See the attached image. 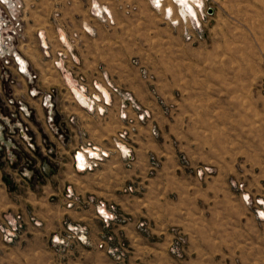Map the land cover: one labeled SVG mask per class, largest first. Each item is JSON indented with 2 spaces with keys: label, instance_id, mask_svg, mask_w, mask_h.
Masks as SVG:
<instances>
[{
  "label": "rangeland",
  "instance_id": "1",
  "mask_svg": "<svg viewBox=\"0 0 264 264\" xmlns=\"http://www.w3.org/2000/svg\"><path fill=\"white\" fill-rule=\"evenodd\" d=\"M161 4L154 5L156 13L142 4L141 20L127 22L135 26L93 21L92 26L81 27L86 17L80 14L78 26L62 32L72 40L48 45L49 50L39 43L36 28H24L18 41L6 45L7 51L20 53L27 61V95L45 110V125L51 132L59 133L53 119L55 99H74L68 79L89 100L106 102L102 87L110 102L119 100L122 110L130 105L141 113L137 123L120 114L125 123L110 122L109 137L105 133L103 139L111 153L119 151L121 159L116 162L125 167L124 209L73 197L69 191L65 196L71 202L61 206L77 213L113 215L107 222L102 219L107 227L113 220L132 222L121 215H170L163 223L171 235L169 252L176 264H260L264 261V0H204L199 15L194 7L192 18L198 23L180 6L177 11L172 0ZM3 60V68L8 67ZM1 78L8 87L16 84L3 72ZM4 93L0 111H6V122L0 121V131L10 144L11 154L5 159L9 155L5 150L3 159L13 170L11 181L16 187L26 177L32 180L44 162L52 166L47 175L42 170L47 182L56 161L59 164V154L44 135L36 139L35 128L41 124L28 122L34 114L23 97L13 95L11 88ZM85 121L78 125L85 126ZM91 121L106 126L96 117L87 120ZM78 136L71 140L66 131L57 136L59 142L77 147L71 152L74 157L91 151L88 145L94 143L85 134ZM5 147L0 144V151ZM109 151H103L102 160ZM94 159L100 160L98 152ZM98 162L83 170L79 182L85 181L84 173L99 167ZM66 172L62 166L63 181ZM14 219V224L7 220L0 229L4 242L19 238L22 220ZM148 222L138 221L136 227L149 232ZM68 224L63 222L66 228ZM81 236L80 242H86ZM29 239L31 245L37 242V237ZM70 240L65 235L60 242L76 241ZM106 240L114 239L110 235ZM115 240L120 248L105 252V263L134 264L136 252L124 238ZM89 254L62 249L56 257L59 264H86ZM19 255L3 250L0 264ZM38 255L31 246L29 263L38 264ZM50 256L46 254L47 264L54 262Z\"/></svg>",
  "mask_w": 264,
  "mask_h": 264
},
{
  "label": "crops",
  "instance_id": "2",
  "mask_svg": "<svg viewBox=\"0 0 264 264\" xmlns=\"http://www.w3.org/2000/svg\"><path fill=\"white\" fill-rule=\"evenodd\" d=\"M22 2L21 17L24 28L38 29V41L45 50H49L48 45L63 44L72 40L71 36L63 35L62 32L69 26H78L77 22L83 13L86 17V23L85 25H83L84 23L80 24L81 27H90L93 21H97L103 26L125 27L135 26V23L127 22L141 20L139 13L142 4L150 13L158 11L152 0H22ZM186 11L190 15H194L192 10L189 11L186 8ZM17 55L21 58V61L25 62L26 66L28 63L25 58L20 53ZM2 72L10 75L14 82L16 81V84H9V87L3 84ZM69 81L68 79L71 90L72 87L77 88ZM39 87L43 89L42 85ZM10 88L13 95L23 97V102L33 110L34 115L28 118V122L41 124L38 128H35L38 131L36 139L39 140V137L44 135L53 143L55 154H59V157H56V160L59 159V164L56 161L52 178L50 177L47 182L42 170L47 175L49 168L52 166L50 163L43 162L41 165L42 170L40 169L38 175L32 177V180L26 177L25 183L23 181L15 187L11 181L13 170L3 159L5 150L9 152L5 159L11 154L10 144L5 143V135L0 131V144L6 145L5 149L0 151V229L3 230L7 220L12 224H14V218L17 216H20L22 220V227L18 233L19 238H15L14 242H4L0 232V252L4 250L5 252L10 251L21 254L16 256L17 260H12L9 264H30L29 252L31 246L34 252L39 253L38 264H47V253L49 256L50 253L53 254V257L50 256L54 258L53 264H59L60 261H57L58 256L56 257V253L61 252L62 249L90 253V257L87 256L86 264H104L107 262L103 260L104 253L112 250V248L115 250L120 248L121 243L116 241L115 238L117 240L124 238L129 245L127 246L136 252L137 255L133 260L135 261L134 264H176L175 258L169 252L171 235L167 231V224H164L167 219L171 218L170 215H121L122 217H130L132 222L120 223L113 220L110 221L107 227L103 224L101 216L96 215L94 211L91 213H77L72 210H64L61 206L63 201L71 202L65 196V191H69L73 197L81 196L83 199H91L94 203L117 205L124 209L127 196L125 194V167L123 164L117 163L121 159L119 151L116 149L114 150L115 153H111L107 147L108 143H105L103 139L105 133L106 138L109 137L110 122L116 125L125 123L120 114L126 113L129 123H137L139 122L138 115L141 114L140 111L130 105L127 106L126 111L122 110L120 105L122 102L119 100H113L112 102L109 100L107 103H101L98 100L90 102L87 97L86 104L82 105L75 99L63 101L55 99L53 119L59 133L55 131L53 133L45 125L46 116L43 107L27 95L24 74L19 73L13 64L3 68L0 61V96H3L4 92ZM75 88H73V91H75ZM98 92H100V89ZM101 92H104L106 97L109 96L107 90L102 87ZM78 93L85 96L82 92L78 91ZM4 111H0L1 122H6L3 117L6 112ZM94 117L100 119L106 126L98 127L92 124V121L87 122L88 119ZM84 119H86V125H78ZM65 131L71 140L78 139V134H85L88 140L94 141V143L90 142L91 144L88 145L89 149L98 153L103 151H109L110 153L107 158L97 163L99 164L97 169L84 173L85 181L79 182V177H83V171L77 168L75 157L71 155L72 150L77 147L67 146V144L58 141L57 136L63 132L65 133ZM99 139L103 140L101 144L95 141ZM63 152L68 153V155H64V158ZM62 166L68 168L69 171L66 172L68 174H65L64 181L61 174ZM29 184H32V186H29ZM30 206L36 210L30 211ZM144 220L149 221L147 228L149 232L146 233L136 227L138 221ZM64 221L69 223L68 226L71 229L63 226ZM74 226L77 227V231L72 230ZM6 231L9 233L10 227H7ZM65 235L71 239L70 241L73 238L76 241L61 243V237ZM74 235L75 237H73ZM80 235L86 238V242H80ZM110 235L114 239L112 242L106 240V236ZM30 236H33V240L34 237H37V242L31 245ZM53 239L56 241H52ZM125 250L126 252L129 251V249ZM260 264H264V261Z\"/></svg>",
  "mask_w": 264,
  "mask_h": 264
},
{
  "label": "built area",
  "instance_id": "3",
  "mask_svg": "<svg viewBox=\"0 0 264 264\" xmlns=\"http://www.w3.org/2000/svg\"><path fill=\"white\" fill-rule=\"evenodd\" d=\"M199 1H200V5L194 3L195 6L197 7L198 15L201 13V9L204 7V5H202L201 8V4L204 2V0H199ZM172 2L177 7V11L180 12L179 5L176 3V1L172 0ZM22 7H23L22 0H0V59L4 58L3 63L5 65H10L12 63L16 66L19 73L25 74L26 73V68L24 64L25 62L21 61V58L16 54L15 51H11V50L7 51L6 48V45L9 42L18 41V39L22 37V33L24 29V24L21 17ZM190 18L192 19L193 22L198 23L196 18H192V17ZM22 138H24V135L22 136ZM99 154H100V160L94 159L88 155L87 161L89 162V164L86 165L85 170L91 169L93 166H95L94 162L101 161L102 157L104 158L106 156L104 152H101ZM98 214L102 215L101 211H98ZM112 217L113 215L101 216L104 222H107L108 220L112 219Z\"/></svg>",
  "mask_w": 264,
  "mask_h": 264
},
{
  "label": "bare ground",
  "instance_id": "4",
  "mask_svg": "<svg viewBox=\"0 0 264 264\" xmlns=\"http://www.w3.org/2000/svg\"><path fill=\"white\" fill-rule=\"evenodd\" d=\"M164 0H154V5H156L157 7H161L162 6V2ZM177 4H179V6L181 7V10H186V8H188L189 11H193L194 15H190L191 17H195L196 14H195V11H194V7L197 9V7L195 6L194 3H197L200 5V1L199 0H175ZM202 3V2H201ZM202 6V4H201ZM76 89V88H75ZM77 91L79 92H82L83 95H85L84 91L82 89H76ZM71 93L74 97V99L79 102L77 100V98L75 97L74 95V92H73V89L71 90ZM102 96H103V101H109V96L107 95V97L104 95V92L101 93ZM86 96V95H85ZM87 98V96H86ZM90 102H93V99H90ZM123 148V146H121ZM97 154V151H83V153H77L75 154L76 155V158H75V161H76V166L78 169H81V171L85 170V167L86 165L89 164V162L87 161V158H88V155L91 156L92 158H95Z\"/></svg>",
  "mask_w": 264,
  "mask_h": 264
},
{
  "label": "flooded vegetation",
  "instance_id": "5",
  "mask_svg": "<svg viewBox=\"0 0 264 264\" xmlns=\"http://www.w3.org/2000/svg\"><path fill=\"white\" fill-rule=\"evenodd\" d=\"M74 90V89H73ZM74 95L77 98V100L79 101L80 104L85 105L86 104V97L80 95V93H78V91L75 89Z\"/></svg>",
  "mask_w": 264,
  "mask_h": 264
},
{
  "label": "water",
  "instance_id": "6",
  "mask_svg": "<svg viewBox=\"0 0 264 264\" xmlns=\"http://www.w3.org/2000/svg\"><path fill=\"white\" fill-rule=\"evenodd\" d=\"M209 12L211 13V10Z\"/></svg>",
  "mask_w": 264,
  "mask_h": 264
}]
</instances>
